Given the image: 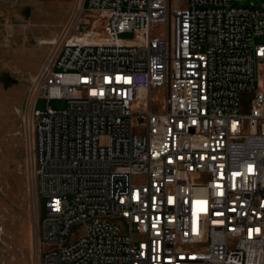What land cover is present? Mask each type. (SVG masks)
I'll use <instances>...</instances> for the list:
<instances>
[{
  "label": "built area",
  "instance_id": "obj_1",
  "mask_svg": "<svg viewBox=\"0 0 264 264\" xmlns=\"http://www.w3.org/2000/svg\"><path fill=\"white\" fill-rule=\"evenodd\" d=\"M236 1L84 0L104 35L31 102L40 264H264V1Z\"/></svg>",
  "mask_w": 264,
  "mask_h": 264
},
{
  "label": "rangeland",
  "instance_id": "obj_2",
  "mask_svg": "<svg viewBox=\"0 0 264 264\" xmlns=\"http://www.w3.org/2000/svg\"><path fill=\"white\" fill-rule=\"evenodd\" d=\"M264 0H239L237 5ZM108 12L84 0H0V264H40L38 225L43 214L31 162V102L45 61L80 31L102 37ZM138 39L132 31L120 34ZM264 37L255 38V43ZM45 108V98L35 103ZM49 107L64 109V98ZM146 108L142 100L133 111Z\"/></svg>",
  "mask_w": 264,
  "mask_h": 264
}]
</instances>
